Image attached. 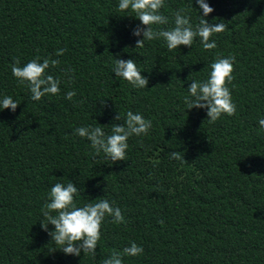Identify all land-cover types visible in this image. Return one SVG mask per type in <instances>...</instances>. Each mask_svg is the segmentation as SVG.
<instances>
[{
	"label": "trees",
	"instance_id": "1",
	"mask_svg": "<svg viewBox=\"0 0 264 264\" xmlns=\"http://www.w3.org/2000/svg\"><path fill=\"white\" fill-rule=\"evenodd\" d=\"M205 3L213 12L203 18L226 24L210 37L217 47L206 51L196 37L169 51L162 39L136 48L140 21L119 0H0V101L19 103L0 110V264H103L116 252L122 264H264V0ZM178 10L193 28L203 15L195 0H164L168 22L153 28L171 30ZM229 55L236 113L209 123L207 109L189 110L184 98ZM36 58L60 61L45 73L60 92L32 101L11 68ZM116 59L134 60L147 86L115 76ZM128 111L152 127L129 137L124 161L75 134L90 126L110 135ZM174 151L183 159H171ZM69 182L77 207L107 200L124 216L105 217L94 256L65 255L48 234L54 226L41 227L51 187ZM133 242L141 255L123 253Z\"/></svg>",
	"mask_w": 264,
	"mask_h": 264
},
{
	"label": "clouds",
	"instance_id": "2",
	"mask_svg": "<svg viewBox=\"0 0 264 264\" xmlns=\"http://www.w3.org/2000/svg\"><path fill=\"white\" fill-rule=\"evenodd\" d=\"M203 15L200 16L199 23L193 28L190 17L178 10L174 16V27L171 30H155L153 25H162L168 22V18L161 15L159 10L164 6V0H119L118 10L127 12L140 21L132 34L136 37L143 36L136 41V48H142L144 42L162 39L169 51L177 49L178 46L191 47L196 37L200 38L203 49L206 51L217 47L215 41H210L213 34L225 31V23L210 24L203 17L213 12V9L205 3V0H195ZM67 51L60 48L55 55L62 56ZM235 57L229 55L226 58L217 57L210 65L209 77L206 81H192L187 88L188 95L184 102L187 108L207 109L209 123L215 122L222 115L233 116L236 113V105L232 101L230 89L226 84L234 79L233 64ZM60 63L58 59H44L39 62V58L33 59L24 66H18L16 60L11 68L13 77L20 85L26 86L30 91V99L39 101L47 94L57 95L60 92V81L52 75H46V70L50 66L55 67ZM71 72L72 69H67ZM115 76L123 78L134 88H145L148 84L146 77L137 68L132 59H116L112 69ZM71 80L72 77H69ZM76 95L75 91H68L66 99L71 100ZM19 103L11 97H4L0 101V110L10 109L15 111ZM122 117L118 113L115 117L120 120ZM122 125L113 124L111 134L106 135L101 127H79L75 129V134L90 141V146L96 154L103 152L105 158L111 162L126 160V149L128 148L129 137L146 136L152 127L151 120H145L141 114L128 111L123 118ZM260 131L264 132V119L259 120ZM171 159H183L178 152H172ZM78 189L73 182L66 186L56 183L48 193V202L42 209V215L47 220L46 224L41 223L42 229L47 231L48 224L54 226V231L49 232L52 241L60 246L65 255L80 256L81 252L95 255L97 243L100 239V229L106 216L112 217L114 224L124 223V216L121 210L110 206L107 200H99L96 203H87L82 207H77L74 196ZM127 256L135 257L143 253L142 246L135 242L123 249ZM103 264H122L121 254L113 253L103 261Z\"/></svg>",
	"mask_w": 264,
	"mask_h": 264
}]
</instances>
